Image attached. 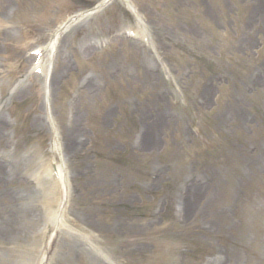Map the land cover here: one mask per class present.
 I'll use <instances>...</instances> for the list:
<instances>
[{
	"label": "rangeland",
	"instance_id": "1",
	"mask_svg": "<svg viewBox=\"0 0 264 264\" xmlns=\"http://www.w3.org/2000/svg\"><path fill=\"white\" fill-rule=\"evenodd\" d=\"M54 2L58 3V0H0V65L4 64L18 80L14 88L10 86L6 93L2 90L5 93L2 107L5 118L16 103L25 102L17 125L9 127L4 118H0V129L9 131L0 135V150L8 148V137L16 136L25 143L36 132L31 130L29 122L36 123L34 114L39 108L40 84L37 79L27 77L32 59L25 56L33 46L31 39L39 37L43 43L69 15L65 9L55 10ZM130 6L167 45L163 56L174 68V73L165 86L171 85L180 95L169 101H161L159 96L155 99L160 84L143 74L138 56L117 44L124 57L118 67L120 73L112 86L108 82L107 90L95 94L92 107L85 105L75 133V137L79 135L86 139L83 154L73 165L80 175L77 180L86 191L82 206L89 205L95 210L91 219L100 229L91 236L98 243L102 239L101 242L113 250L112 242L119 244L116 252L123 264H153L154 260L156 264H177L178 253L184 254L197 246L202 251L198 261L194 263L187 256L181 264H205L216 257L220 251L217 247L232 254L230 264L245 263V253L249 256L247 264H264L260 252L264 246V233L261 232L264 226V0H129V3L118 0L111 10L115 7L123 15L117 18L112 13L107 14L104 33L134 20L125 10ZM6 19L17 26L26 25L29 32L22 35L17 29L7 34L3 29ZM82 33L79 30L72 32L67 43L62 40L58 44L54 56L58 75L65 67L63 49L69 48L74 43V36ZM95 62L93 59L87 64L97 69ZM185 69H191L193 76L184 82L181 78ZM258 70L262 72L261 88L259 86L256 92L247 95L244 86L249 85L251 73ZM131 71L133 75H129ZM215 74L227 75L228 83L216 86ZM80 76V72H73L70 80L58 83L50 98V111L64 134V117L59 113L64 112L63 104L69 90ZM207 87L218 90V96L211 100L210 108L203 109L197 100L202 99ZM147 102H150V122L147 120V124L154 136L149 139L150 148L141 153L133 150L132 156L129 140L135 123L146 121L141 114ZM132 107L135 110L132 111ZM169 108L186 111L193 143L190 141L185 145L179 135L181 126L171 115L170 121L167 120ZM103 113L107 124L102 127ZM21 123H25L26 132L19 130ZM249 145H255L260 151L248 155ZM118 152L123 154L121 161L110 164V157ZM170 160H175L176 166L162 178L171 181L162 192L150 199L135 191L136 188L141 190L148 169ZM93 163L96 164L94 170L91 168ZM195 167L205 176L224 169L228 177L223 179L222 175L195 193L190 209L192 220L186 229L177 230L167 224L162 228H150L152 224L147 223V219L156 197L175 189L188 168ZM115 175L124 176L122 198L114 195ZM157 185L154 191L158 190ZM237 190L240 193L238 201ZM114 217L121 219L122 226L117 232L119 240L102 226ZM238 221L244 222L243 229L249 239L242 237ZM78 223L80 225V220ZM131 226L135 230H126ZM154 228L160 232H150ZM98 232L107 235L108 239ZM238 241L242 247L236 244ZM245 245H250L253 250L241 251ZM153 249L159 250L155 257H151Z\"/></svg>",
	"mask_w": 264,
	"mask_h": 264
}]
</instances>
